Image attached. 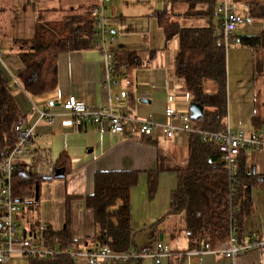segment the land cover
I'll return each mask as SVG.
<instances>
[{
  "label": "crops",
  "instance_id": "obj_1",
  "mask_svg": "<svg viewBox=\"0 0 264 264\" xmlns=\"http://www.w3.org/2000/svg\"><path fill=\"white\" fill-rule=\"evenodd\" d=\"M99 1L0 0V69L9 80L24 123L35 128L32 148L45 154L54 165L62 154L69 159V169L63 177L41 181L38 200L35 197L34 202H21L24 207L21 206L20 222L23 228L31 230L46 225L53 231H62L67 226L72 239L81 243L78 248L93 249L96 245L92 238L98 228L87 197L95 192L97 173L138 171V182L130 191L131 249L141 248L157 238L161 240L162 234L163 241L173 252H186L189 239L184 215L168 216L154 230L152 225L169 210L172 191L178 184V175L173 169L186 164L190 135L152 138L140 134L134 124L121 133H114L105 122L73 120L63 106L70 96H76L91 109L115 108L136 118H152L157 123L166 122L168 107L189 110L191 97L175 71L179 38L167 40L158 19L166 3L162 7V0H113L106 5L109 37L116 38L109 50L113 53L136 51L143 60L141 66L125 67L117 76H112L110 87L106 85L110 77L108 61L99 48L61 54L59 84L53 92L31 95L17 83L16 74L22 68V61L14 41L33 37L39 17L60 19L71 10H91ZM251 4L264 5V0H236V10L246 20L233 36L264 30V16H251ZM214 6V23L219 28ZM176 8L184 14L176 18L182 24L201 25L209 20L195 15L210 8L207 2L182 3ZM190 10L194 15H185ZM230 42L227 47V125L251 131L255 128L253 116H264V76L255 69L256 51ZM40 112L50 113L52 119L42 117ZM243 155L248 167H255L264 175V149H246ZM159 167L165 170L159 174L157 190L150 194L148 173ZM253 197L254 210L244 220L243 234L257 233L264 238V188H254ZM24 209H29L28 216ZM5 264H32V261L13 255ZM140 264L156 262L144 258ZM161 264H264V251L253 250L235 259L215 253L194 255L185 260L164 257Z\"/></svg>",
  "mask_w": 264,
  "mask_h": 264
},
{
  "label": "trees",
  "instance_id": "obj_2",
  "mask_svg": "<svg viewBox=\"0 0 264 264\" xmlns=\"http://www.w3.org/2000/svg\"><path fill=\"white\" fill-rule=\"evenodd\" d=\"M207 2L210 8L195 13L208 17L205 24L185 25L177 17V5L182 3ZM216 0H171V6L158 13L160 25L167 40L179 38V52L176 56V76L183 79L185 89L196 102L204 107L203 115L196 120L203 130L223 132L227 128V47L230 41L253 48L255 69L264 76V30L256 34L236 35L226 41L218 34L214 23L212 5ZM188 11L185 15H194ZM250 15L264 16V5L251 4ZM235 35V34H234ZM98 30L92 10L84 12L71 10L62 18L45 20L38 18L33 37L17 39L14 45L22 61V68L16 77L31 95L53 92L59 84V57L61 54L101 48L96 44ZM154 55V51L151 53ZM111 74L121 73L125 67H139L143 64L136 51L114 52ZM210 83L217 89L209 91ZM24 123L23 116L12 95L9 80L0 69V161L13 149L18 140L16 127ZM254 130L264 128V116H253ZM242 149L239 160L241 167L238 182L230 186L228 173L221 153L215 142L203 141L198 135H190V154L184 166L174 168L178 175L177 187L172 191L169 210L157 220L152 229L158 228L168 216L184 215L189 249L197 247L205 238L215 245L228 238L234 228L236 235L243 237V223L254 210L253 190L264 188V175L255 167H248ZM69 159L62 154L55 163V171L50 175L29 174L21 165L15 175L14 196L17 201L34 202L36 187L44 179L55 177L61 169L65 174L69 169ZM148 173L150 194L155 193L160 172ZM138 171L99 172L95 178V192L87 197V205L93 209L98 232L92 238L96 247L109 245L118 251H128L133 245L131 229L130 191L137 184ZM47 244L63 247H78L81 243L72 239L69 229L44 232ZM32 264H75L68 256L56 258H30ZM107 264H140V262H117Z\"/></svg>",
  "mask_w": 264,
  "mask_h": 264
},
{
  "label": "built area",
  "instance_id": "obj_3",
  "mask_svg": "<svg viewBox=\"0 0 264 264\" xmlns=\"http://www.w3.org/2000/svg\"><path fill=\"white\" fill-rule=\"evenodd\" d=\"M113 0H100L99 4L92 7V13L96 19L98 30L97 45L104 52L110 72L107 86L111 84V67L113 65V52L109 45L116 42L115 36L109 37L110 31L107 27V16L105 8ZM219 28L218 34L224 35L226 41L238 31L245 22V18L236 10V0H218L214 6ZM2 52L0 51V61ZM17 79V78H16ZM18 84L19 81H17ZM64 109L77 122H105L114 133L125 131L128 125L134 124L140 134L155 138L164 135L172 138L177 134L198 135L203 141L215 142L221 153L222 160L228 173L230 186L238 182V174L241 167L239 160L242 149H264V128L258 130L234 129L229 126L223 132H214L200 129L195 120L191 118L190 110L179 111L174 107L166 109L167 120L165 123H157L152 118L140 119L128 113L118 111L115 108L91 109L76 96H70L63 104ZM42 117L52 119L48 112H40ZM18 140L13 149L0 161V264H5L13 255L24 258H56L68 256L75 264H107L117 262H141L144 258L154 259L156 264H161L164 257L189 259L194 255L208 253L222 254L228 258H237L253 250L264 251V238L257 233L238 237L231 230L228 238L212 245L207 238L186 252L175 253L170 245L163 240L155 239L142 248L118 251L109 245L95 247L93 249H80L78 247H63L59 244H47L44 232L48 226L40 225L31 230L22 227L20 222L21 202L14 196L15 175L21 165H25L29 174L50 175L55 171L52 160L32 148L35 136L33 125L26 123L16 127ZM27 208V207H26ZM29 209H24L28 216ZM28 225H31L29 223Z\"/></svg>",
  "mask_w": 264,
  "mask_h": 264
},
{
  "label": "water",
  "instance_id": "obj_4",
  "mask_svg": "<svg viewBox=\"0 0 264 264\" xmlns=\"http://www.w3.org/2000/svg\"><path fill=\"white\" fill-rule=\"evenodd\" d=\"M190 112H191V118L193 120H198L202 115H203V111H204V107L196 102H191L190 104ZM64 173L62 172L61 169H58L56 171L55 177H63ZM36 200H38L39 197V186L36 187ZM161 240H163V235L161 234Z\"/></svg>",
  "mask_w": 264,
  "mask_h": 264
},
{
  "label": "rangeland",
  "instance_id": "obj_5",
  "mask_svg": "<svg viewBox=\"0 0 264 264\" xmlns=\"http://www.w3.org/2000/svg\"><path fill=\"white\" fill-rule=\"evenodd\" d=\"M166 3V6L170 7L171 6V0H162V7H164ZM179 9V8H178ZM17 18H19V16H17ZM209 91H215L217 89V86L215 83H210L209 87H208ZM23 203V202H22ZM20 204V207L23 206L24 204ZM24 207V206H23ZM22 208V207H21ZM23 211V209H21V212ZM142 248V247H141Z\"/></svg>",
  "mask_w": 264,
  "mask_h": 264
}]
</instances>
